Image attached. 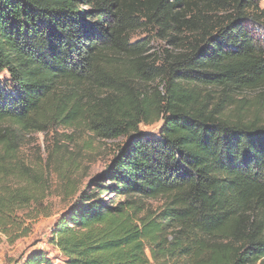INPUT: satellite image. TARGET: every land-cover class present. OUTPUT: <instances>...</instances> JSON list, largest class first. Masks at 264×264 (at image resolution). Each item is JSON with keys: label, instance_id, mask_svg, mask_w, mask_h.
<instances>
[{"label": "trees", "instance_id": "16d2710c", "mask_svg": "<svg viewBox=\"0 0 264 264\" xmlns=\"http://www.w3.org/2000/svg\"><path fill=\"white\" fill-rule=\"evenodd\" d=\"M261 27V0H0V234L49 215L20 150L62 127L128 138L54 224L65 264H264Z\"/></svg>", "mask_w": 264, "mask_h": 264}, {"label": "rangeland", "instance_id": "374dc122", "mask_svg": "<svg viewBox=\"0 0 264 264\" xmlns=\"http://www.w3.org/2000/svg\"><path fill=\"white\" fill-rule=\"evenodd\" d=\"M264 8V0H261ZM147 19H142L146 21ZM159 28L153 25L141 27L133 32L132 40L147 38L151 52H161L168 47L167 41L158 35ZM260 34L264 37V27ZM254 92L237 93V100L255 97ZM163 122L140 125L142 134L157 136ZM128 142L127 137L111 140L95 139L83 131L56 128L48 132L26 133L20 157L34 169V174L44 180L47 191L45 204L48 214H41L25 223L24 235L15 239L1 233L0 264L23 262L33 250H45L55 264H65L59 251L49 242L54 224L77 202L83 190L102 174L111 164L119 148ZM112 196V195H111ZM108 194L103 196L107 200ZM120 197H116L118 201ZM149 206L161 208L162 202L150 200Z\"/></svg>", "mask_w": 264, "mask_h": 264}]
</instances>
